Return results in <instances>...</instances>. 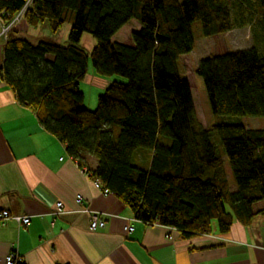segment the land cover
<instances>
[{"label":"trees","instance_id":"1","mask_svg":"<svg viewBox=\"0 0 264 264\" xmlns=\"http://www.w3.org/2000/svg\"><path fill=\"white\" fill-rule=\"evenodd\" d=\"M28 3L26 23L37 28L47 21L53 32L73 12L68 40L33 44L10 32L1 77L136 221L189 238L211 233L215 219L226 233L235 221L249 225L264 213L254 210L264 200V129L205 127L179 67L182 55L195 49L193 22L215 36L244 27L250 12L264 30V0H0V17L9 21ZM134 19L141 27L132 43L113 40ZM84 34L95 41L90 51L82 45ZM90 61L99 75L114 77L94 110L80 86ZM196 73L215 115L264 117V54L256 46L207 56ZM89 157L97 159L95 167Z\"/></svg>","mask_w":264,"mask_h":264},{"label":"crops","instance_id":"2","mask_svg":"<svg viewBox=\"0 0 264 264\" xmlns=\"http://www.w3.org/2000/svg\"><path fill=\"white\" fill-rule=\"evenodd\" d=\"M21 28L30 26L24 21L12 32ZM69 30L48 39L66 43ZM82 40L89 51L95 45L88 34ZM4 48L5 41H0V211L29 215L31 221L25 225L11 219L0 225V264H6L11 251L25 264H264V213L249 225L235 221L226 233L213 224L209 234L183 238L175 228L137 220L132 221L134 231L125 234L122 221L110 216L132 219L129 207L95 185L65 144L17 100L1 77ZM89 71L88 78L102 87L114 79L94 68ZM91 158L95 167L97 159ZM58 201L64 205L61 213L55 212ZM84 208L107 216V226L91 230L90 212ZM261 209L264 200L254 204L255 211Z\"/></svg>","mask_w":264,"mask_h":264},{"label":"rangeland","instance_id":"3","mask_svg":"<svg viewBox=\"0 0 264 264\" xmlns=\"http://www.w3.org/2000/svg\"><path fill=\"white\" fill-rule=\"evenodd\" d=\"M246 14H248L246 15V17L249 16L250 18H248L249 21L244 27H237L228 33L215 36H205L203 34L202 24L200 21H195L192 23L191 27L193 36L195 38V49L190 53L182 55L179 62V67L181 74L186 76L190 81L197 116L199 120L203 123V125L207 128H212L213 125L216 123H242L248 128L264 129V117L215 115L212 112L211 104L208 99L203 78L196 73V68L198 66L199 61L213 54H219L232 50L246 49L253 46H256L259 52L264 54V30L261 25V22L259 23V18L257 17V15H250V12H246ZM73 19L74 13L70 12L68 15L67 22L58 32H60L61 30L64 31L65 29L70 27ZM24 21L25 20L23 17L21 21H19L13 26V29L18 28V26ZM139 28L140 22L137 19H134L132 20V22L127 24L123 28V30H121L114 37V39L116 41L130 44L132 42V32L139 30ZM0 29H2V24ZM12 33L36 44L41 39L49 41L48 38H51L52 35L56 32L52 31L49 22L46 21L45 23L40 24L37 28L30 27L29 30L21 28L19 30L17 29L16 31H13ZM89 68L93 69V64L91 61L89 63ZM88 75H92L90 74V71L88 72ZM88 75L84 80L81 81L80 86L85 94L86 106L94 110L98 106L99 95L105 91L106 87H102L98 82L93 79L91 80L90 77L88 78ZM116 78L125 80L124 77L119 75L116 76ZM211 134L214 142L221 145L220 148L222 149L221 138L219 133L213 131ZM91 159L92 158L89 157L90 162ZM224 162L229 182L231 184L232 189L234 190L237 187L236 180L226 154L224 155ZM213 224L218 225V221L215 219L213 221Z\"/></svg>","mask_w":264,"mask_h":264},{"label":"built area","instance_id":"4","mask_svg":"<svg viewBox=\"0 0 264 264\" xmlns=\"http://www.w3.org/2000/svg\"><path fill=\"white\" fill-rule=\"evenodd\" d=\"M29 3L25 7H23L18 13H16L9 21H4L0 17V22L2 24V29L0 31V41H6L7 40L9 32H11L13 30V26L16 23H18L19 21H21V19H23ZM83 170L85 172H87V168H83ZM87 174L89 175L88 172H87ZM94 183L98 188L102 189L105 194L110 193V191L108 189H104L102 187V184L100 181L95 180ZM82 201H83V196L78 195L77 196V202L79 204H82ZM56 207H57V211H55L56 213L63 212L64 205H63L62 201H58L56 204ZM83 210L89 211V209H87V208H84ZM89 212H90V216H91V220H90V229L91 230L95 231V230H99V229H104L107 226V223H108L107 216L102 215L98 212H94V211H89ZM110 217L112 219L117 218V219H120L122 221V223H123L122 229H123V232L125 234H130L131 232L134 231L135 227H134V224L132 223V221H136L135 218L129 219V218H124L120 215H111ZM11 219L16 220L17 222H19L21 224H25V225H29V223L31 221V217L29 215H12V214H10V212L8 210L0 211V225L7 222L8 220H11ZM169 237L172 238L171 235H169ZM19 262H23V260L20 257H18L17 254L13 251H11L5 258L6 264H18Z\"/></svg>","mask_w":264,"mask_h":264}]
</instances>
